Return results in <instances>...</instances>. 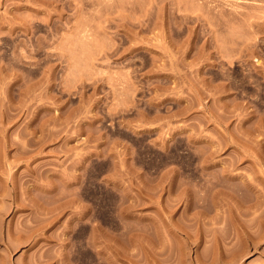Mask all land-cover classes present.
<instances>
[{
	"label": "rangeland",
	"instance_id": "1",
	"mask_svg": "<svg viewBox=\"0 0 264 264\" xmlns=\"http://www.w3.org/2000/svg\"><path fill=\"white\" fill-rule=\"evenodd\" d=\"M0 264H264V0H0Z\"/></svg>",
	"mask_w": 264,
	"mask_h": 264
}]
</instances>
